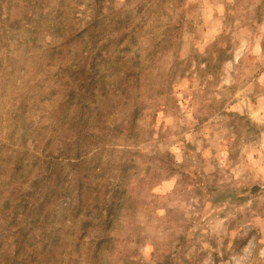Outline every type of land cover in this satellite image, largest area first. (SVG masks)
<instances>
[{
	"label": "rangeland",
	"instance_id": "rangeland-1",
	"mask_svg": "<svg viewBox=\"0 0 264 264\" xmlns=\"http://www.w3.org/2000/svg\"><path fill=\"white\" fill-rule=\"evenodd\" d=\"M0 264H264V0H0Z\"/></svg>",
	"mask_w": 264,
	"mask_h": 264
},
{
	"label": "trees",
	"instance_id": "trees-1",
	"mask_svg": "<svg viewBox=\"0 0 264 264\" xmlns=\"http://www.w3.org/2000/svg\"><path fill=\"white\" fill-rule=\"evenodd\" d=\"M85 68V67H84Z\"/></svg>",
	"mask_w": 264,
	"mask_h": 264
}]
</instances>
